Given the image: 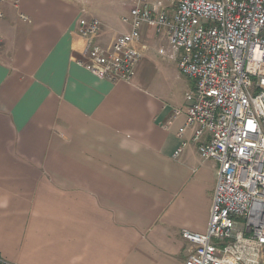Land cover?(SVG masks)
Instances as JSON below:
<instances>
[{"label": "crops", "instance_id": "0c3cea01", "mask_svg": "<svg viewBox=\"0 0 264 264\" xmlns=\"http://www.w3.org/2000/svg\"><path fill=\"white\" fill-rule=\"evenodd\" d=\"M105 1L0 2L4 264H185L182 231L208 230L218 163L201 158L194 128L174 156L195 83L175 105L143 75L156 56L175 54L167 39L144 28L131 83L75 61L81 18L101 22L103 47L130 32L122 19L134 6Z\"/></svg>", "mask_w": 264, "mask_h": 264}, {"label": "built area", "instance_id": "2783aa9c", "mask_svg": "<svg viewBox=\"0 0 264 264\" xmlns=\"http://www.w3.org/2000/svg\"><path fill=\"white\" fill-rule=\"evenodd\" d=\"M122 21L130 32L103 47L101 22L81 18L75 61L99 79L131 83L143 58V30L152 26L175 50L180 72L195 83L174 156L188 146L184 136L194 128L201 158L218 163L207 232L182 231L192 246L185 264H262L264 0H178L172 13L138 0Z\"/></svg>", "mask_w": 264, "mask_h": 264}, {"label": "rangeland", "instance_id": "374dc122", "mask_svg": "<svg viewBox=\"0 0 264 264\" xmlns=\"http://www.w3.org/2000/svg\"><path fill=\"white\" fill-rule=\"evenodd\" d=\"M119 1V0H114ZM138 0H125L126 7L131 9V6H136ZM151 4H161V6L167 8L171 13L176 9L178 5V0H147ZM105 6L110 7L113 0H106ZM108 2V3H107ZM111 2V3H110ZM121 10L123 11L122 7ZM119 29L125 30L126 27L120 23ZM151 39L155 38V35L152 33L150 36ZM146 40V37H143V40ZM157 44V43H155ZM160 45L163 46V43ZM157 46V45H156ZM176 52L172 55V58L169 56H156L154 60H152L154 66L153 69H146L143 72L144 76L150 75L153 79V86L162 89L164 92V96L166 100L170 103V99L172 98L173 102L175 101V105L182 101L183 97L187 90H189L193 86V80L183 75L178 69V62L176 60ZM156 66V67H155ZM155 67V68H154ZM155 69V70H154ZM157 70V71H156ZM172 102V103H173Z\"/></svg>", "mask_w": 264, "mask_h": 264}, {"label": "trees", "instance_id": "16d2710c", "mask_svg": "<svg viewBox=\"0 0 264 264\" xmlns=\"http://www.w3.org/2000/svg\"><path fill=\"white\" fill-rule=\"evenodd\" d=\"M0 264H4V263L1 261V258H0Z\"/></svg>", "mask_w": 264, "mask_h": 264}]
</instances>
